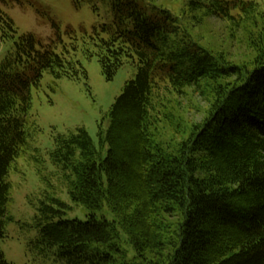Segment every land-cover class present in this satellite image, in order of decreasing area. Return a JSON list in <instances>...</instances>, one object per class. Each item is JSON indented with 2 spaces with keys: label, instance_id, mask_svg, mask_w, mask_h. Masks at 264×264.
<instances>
[{
  "label": "trees",
  "instance_id": "1",
  "mask_svg": "<svg viewBox=\"0 0 264 264\" xmlns=\"http://www.w3.org/2000/svg\"><path fill=\"white\" fill-rule=\"evenodd\" d=\"M110 7L112 18L89 35L84 30L80 49L97 58L107 79L126 63L137 64V73L111 105L105 135L99 133L105 157L84 128L55 137L52 158L88 218L55 220L64 204L49 197L39 207L38 244L56 248L61 264H264V3L189 0L182 17L155 0H111ZM183 18L245 27L250 56L215 51ZM0 32L12 40L0 61L1 241L7 176L26 143L32 87L44 72L87 73L76 40L59 53L33 34L15 37L2 11ZM193 92L206 104L197 121L178 110V98ZM104 205L114 220L96 218ZM121 232L133 248L131 261ZM0 264H11L1 250Z\"/></svg>",
  "mask_w": 264,
  "mask_h": 264
},
{
  "label": "rangeland",
  "instance_id": "2",
  "mask_svg": "<svg viewBox=\"0 0 264 264\" xmlns=\"http://www.w3.org/2000/svg\"><path fill=\"white\" fill-rule=\"evenodd\" d=\"M250 1V0H248ZM259 4L264 0H251ZM111 0H0V11L10 17L16 36L33 34L43 44L54 42L55 50L64 47L71 50V43L78 44L77 59L85 68L87 77L55 76L44 72L37 87L31 89V105L26 116V143L12 162L7 181L10 183V198L7 203L8 220L5 222V237L0 241V250L11 264H61L57 261L56 248L43 249L37 240L40 236L41 202H50L49 197L60 200L61 214L55 220L86 221L88 212L81 203L73 202L67 193L64 172L52 158L54 139L57 135L73 133L84 128L103 157L108 144H100V135H105L109 126V110L126 82L135 78L137 64L126 63L112 79L102 73L97 58H88L80 49L86 34L94 26L107 23L111 18ZM189 0H155L158 6L172 11L177 16L188 13ZM36 3V4H35ZM36 5V6H35ZM185 21L186 18H183ZM195 24L193 26L192 24ZM55 25V26H54ZM200 41L224 53L230 59L250 56L246 45V29L233 30L229 23L220 19L205 18L183 22ZM68 28L74 33H68ZM192 34V35H193ZM11 39L1 40L0 61L10 50ZM203 89V88H201ZM205 90V89H203ZM189 98H178L180 112L189 119L198 120L206 106L197 92ZM206 98L208 94H203ZM97 219L114 220L113 213L104 205L95 212ZM120 243L126 250V260L131 261L134 251L124 234Z\"/></svg>",
  "mask_w": 264,
  "mask_h": 264
}]
</instances>
